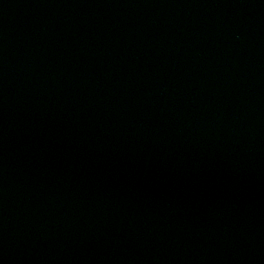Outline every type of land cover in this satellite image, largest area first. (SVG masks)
Masks as SVG:
<instances>
[{
  "label": "water",
  "instance_id": "water-1",
  "mask_svg": "<svg viewBox=\"0 0 264 264\" xmlns=\"http://www.w3.org/2000/svg\"><path fill=\"white\" fill-rule=\"evenodd\" d=\"M0 264H264V0H0Z\"/></svg>",
  "mask_w": 264,
  "mask_h": 264
}]
</instances>
